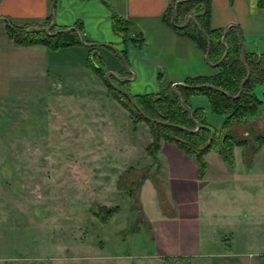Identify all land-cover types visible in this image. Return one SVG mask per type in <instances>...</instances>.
Returning <instances> with one entry per match:
<instances>
[{
    "label": "rangeland",
    "instance_id": "1",
    "mask_svg": "<svg viewBox=\"0 0 264 264\" xmlns=\"http://www.w3.org/2000/svg\"><path fill=\"white\" fill-rule=\"evenodd\" d=\"M13 73L0 55V264H264V245L257 242L264 238V213L263 223L256 213L223 214L216 197L209 204L216 212L203 211L197 171L190 157L180 164L175 144L164 147L160 174L145 148L147 134H134L122 118H101L114 112L112 105L77 98L64 105L28 72ZM256 92L264 100V84ZM191 101L204 107L212 127H223L225 117L211 110L207 96ZM257 119L255 128L236 124L233 131L264 134L263 109ZM260 158L264 174V152ZM159 177L175 217L163 211ZM222 189L228 206L236 188ZM261 195L264 201V185ZM100 206L120 211L104 223L94 213Z\"/></svg>",
    "mask_w": 264,
    "mask_h": 264
},
{
    "label": "crops",
    "instance_id": "2",
    "mask_svg": "<svg viewBox=\"0 0 264 264\" xmlns=\"http://www.w3.org/2000/svg\"><path fill=\"white\" fill-rule=\"evenodd\" d=\"M52 1L0 0V55H4L8 66L14 68L15 73L13 74L23 75L24 72H28L35 79L45 83L46 92L48 95L52 94L51 98L54 101L61 100L65 105L71 98H77L91 101V104L95 106L112 105L115 109L114 112L106 115L102 113L101 118L110 123L115 122L113 118L116 121L122 118L134 134L137 132L147 134L145 143V148H147L152 141L149 127L146 132L143 122L135 124L130 113L117 100L109 96L104 80L87 65L88 50L84 46L65 47L58 50H51L44 45L24 47L15 44L7 36V23L22 26L41 22L51 16ZM178 1L57 0L55 18L56 24L63 27H72L76 22L81 21L84 26V37L87 40L92 43L109 44L119 52H122L125 47L124 41L113 30L111 9L106 3L114 7L119 15L133 21L142 30L147 40L144 49L133 47L128 51V65L134 73V77L123 72L125 67L111 47L100 46V51L107 72L112 71L117 76L131 77L128 87L132 95L150 94L160 90L161 86L158 81L160 72L165 73L166 80L173 85L184 83L188 77L210 76L216 72V67L207 61L205 52L197 47L195 41L190 37L178 34L164 20L167 8L170 4ZM259 2L260 0H212V27L225 29L232 23L236 24L242 33L246 51L263 53L264 7H260ZM257 124L258 119L252 120L247 126L255 128ZM118 132L120 133L119 128ZM132 139L134 142L138 140L137 135L132 136ZM167 143L170 142H162L159 152L160 174L164 166V147ZM126 147L128 152H133L135 148L132 142L127 143ZM179 150L181 151L179 152L180 164L183 163L181 160L188 161L189 158L184 157H190L189 161L197 171V178L201 184H199L196 199L198 203L201 199V206L205 205L203 211L215 213L219 209L218 212H223V214L237 213L244 217L256 213L261 219L259 223H263L264 201L261 193L264 174L258 165L264 152V146L248 162L244 158V147L236 146L234 149L235 161L232 167L226 164L218 151H210L206 155L208 169L203 179L198 177V163L194 162V157L187 155L181 149ZM171 151L175 150L171 148ZM239 153L242 158L238 156ZM240 158L242 162H240ZM157 181L162 188L163 196L160 195V200L163 211L167 216L175 217L177 209L169 200L161 177ZM227 184H233L236 188L233 194L234 198L228 201V206L224 198L226 192L222 189ZM213 197H216L222 206L210 209L209 204ZM237 198V207H235L234 203ZM231 204L234 205L231 206ZM147 220L151 224L155 241L154 226L148 218ZM261 232L263 233V231ZM257 242L264 245V238ZM262 248L260 250H264V246Z\"/></svg>",
    "mask_w": 264,
    "mask_h": 264
},
{
    "label": "trees",
    "instance_id": "3",
    "mask_svg": "<svg viewBox=\"0 0 264 264\" xmlns=\"http://www.w3.org/2000/svg\"><path fill=\"white\" fill-rule=\"evenodd\" d=\"M178 2V11L173 24L175 6ZM178 2L170 4L164 14V20L178 34L194 40L197 47L207 55L208 38L203 32L205 31L211 40L209 61L211 63L219 62L226 51L222 43L225 29L213 28L211 25L212 0H179ZM106 4L111 9L113 30L124 41L125 47L120 53L128 63L129 49L133 47L144 49L147 44L146 37L133 21L119 15L114 7L108 3ZM259 6L264 7V0H260ZM190 13L194 14L196 21L203 30L191 19H189L188 25L182 27ZM51 22L52 16L41 22L22 26L7 23L6 34L15 44L24 47L44 45L51 50H58L65 47L84 46L88 50L87 65L104 80L108 87L109 96L117 100L130 113V117L135 124L145 121L149 125L152 141L146 150L154 158L158 171L161 169L159 152L163 141L174 143L187 155L197 160L198 177L200 179L206 176L208 169L206 155L210 151H218L223 156L226 164L232 167L235 161L234 149L236 146L244 147V158L247 162L251 161L257 151L264 146L263 133L243 137L233 131L236 124L239 126L247 125L260 114L262 109L264 110V100L260 99L256 92L257 86L264 84V52H245V63L251 69V76L238 98L227 96L223 92L212 88H192L193 86L208 84L220 88L232 96H236L240 92L241 84L248 74V69L241 59L242 45L236 27L230 26L228 29L226 36L228 55L216 67V72L210 76L188 77L184 81L186 86L180 85L177 87L184 103L192 109L193 120L188 109L180 103L178 94L173 89V83L166 80V75L163 72L158 74L161 87L157 93L133 95L138 106L148 117L145 118L136 109L131 99L108 81L104 61L101 59L100 47L85 46L76 31L49 35L47 28ZM73 27L80 30L84 35V26L81 21L76 22ZM66 28L68 27L55 24L51 32L54 33ZM85 40L90 42L86 38ZM123 72L128 73L125 68ZM110 78L115 85L130 93L128 81H120L114 77ZM194 95L207 96L211 110L225 117L223 127L220 130L215 129L208 123L207 112L204 107H194L192 105L191 98ZM158 121L183 126L190 131ZM131 195L133 196V192ZM139 209H141L140 204ZM119 211V207L100 206L97 207L94 213L102 222L107 223ZM145 225L152 233L151 224L146 217ZM137 230L138 224L134 222L131 231L134 233Z\"/></svg>",
    "mask_w": 264,
    "mask_h": 264
},
{
    "label": "water",
    "instance_id": "4",
    "mask_svg": "<svg viewBox=\"0 0 264 264\" xmlns=\"http://www.w3.org/2000/svg\"><path fill=\"white\" fill-rule=\"evenodd\" d=\"M56 3H57V0H53V1H52V5H51V16H52V22H51V24L49 25V27L47 28V33H48L49 35H56V34H58V33H60V32L76 31V32L79 34L80 39H81L82 43H83L85 46H93V47L109 46V47H111V48H112V49L118 54V56H119V58L121 59L123 65H124V67H125V69L127 70V72H128L132 77H134V73L132 72L130 66L128 65V63L126 62V60L124 59V57L122 56V54H121L118 50H116L115 48H113L111 45H109V44H102V43H92V42H87V41L85 40L84 35L82 34V32H81L80 30H78L77 28L73 27V26H72V27H68V28H66V29H63V30H59V31L54 32V33L51 32V29H52L53 26H55V24H56V18H55V7H56ZM178 5H179V2L176 3V6H175V14H174V16H173V20H172V23H173V24L175 23V16H176V13H177V11H178ZM189 19L193 20V21L198 25V27H199L201 30H203V29L200 27V25L198 24V22L196 21V18H195V16H194V14H192V13L188 14V16H187V18H186V21H185L184 25H182V27H185L186 25H188V23H189ZM230 25H231V26H234V27L237 28L238 36H239V39H240V42H241V45H242L241 59H242V62L246 65V63H245V52H246V48H245V42H244V39H243L242 33H241L239 27H238L236 24L232 23V24H230ZM230 25H229V26H230ZM229 26L225 28V31H224V34H223V37H222V43H223V45L225 46L226 51H225L224 55L222 56V58L220 59V61L217 62V63H211V62L209 61V57H208V55H209V51H210V49H211V40H210V38L208 37L207 33H206L205 31H203L204 34H205V35L207 36V38H208V51H207L206 59H207V61H208L210 64H212V65L215 66V67H217L220 63H222V62L224 61V59L227 57V55H228V47H227V44H226V36H227V33H228ZM246 67H247V69H248V74H247V76L245 77V79L243 80V82H242V84H241L240 92H239L236 96H232V95L229 94L228 92H226V91H224V90H222V89H220V88L214 87V86H212V85H208V84H202V85H198V86H193L192 88H193V89H196V88H212V89H216V90H218V91L223 92V93H224L225 95H227V96L234 97V98H238V97L242 94V92H243V90H244V86H245L247 80H248V79L250 78V76H251V69L248 67V65H246ZM106 76H107L108 81H109V82H110V83H111V84H112L117 90H119L120 92H122L123 94H125L127 97H129V98L131 99V101L133 102L134 106L136 107V109H137V110H138V111H139V112H140L145 118H148L147 115H146V114L141 110V108L138 106V104H137V102H136L134 96H133L131 93H129V92H127V91L121 89V88L118 87L117 85H115V83H114V82L111 80V78H110V77H114V78H116L117 80H120V81H129V80L131 79V77H129V76H117V75H116L114 72H112V71L107 72ZM180 85L186 86L184 83H178V84H174V85H173V89H174V91L178 94V97H179V101H180V103H181L185 108L188 109L189 114H190V117L194 120L193 115H192V109H191L188 105H186V104L184 103L183 98H182V95H181V93H180V92L178 91V89H177V87L180 86ZM158 122H160V123H166V122H161V121H158ZM166 124H168V125H172V126H176V127L181 128V129H184V130H188V131H190L189 129H187V128L183 127V126H178V125H174V124H170V123H166ZM138 213H139V215H140L141 210H139Z\"/></svg>",
    "mask_w": 264,
    "mask_h": 264
}]
</instances>
